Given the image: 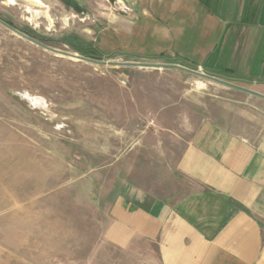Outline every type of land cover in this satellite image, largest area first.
Listing matches in <instances>:
<instances>
[{
  "label": "crops",
  "instance_id": "0c3cea01",
  "mask_svg": "<svg viewBox=\"0 0 264 264\" xmlns=\"http://www.w3.org/2000/svg\"><path fill=\"white\" fill-rule=\"evenodd\" d=\"M143 1L155 2L147 3L155 14L184 7L182 0ZM240 1L236 28L225 29L218 47L195 45L198 61L176 47L185 28L163 23L152 30L163 34L158 53L130 54L237 88L180 69L136 67L161 77L152 110L161 132L130 139L124 178L116 173L93 202L92 224L84 217L3 222L12 228L1 236L0 264L7 247L12 264H264V0ZM161 145L173 146V155L161 159L153 147Z\"/></svg>",
  "mask_w": 264,
  "mask_h": 264
},
{
  "label": "rangeland",
  "instance_id": "374dc122",
  "mask_svg": "<svg viewBox=\"0 0 264 264\" xmlns=\"http://www.w3.org/2000/svg\"><path fill=\"white\" fill-rule=\"evenodd\" d=\"M121 2L132 12L121 13ZM147 3L155 2L0 0V21L13 29L31 31L46 47L84 57L63 43L76 35L99 59L85 58L105 63L54 54L0 24V239L12 228L3 222L14 216L84 217L92 224L93 202L108 193L116 173L124 178L130 139L145 130L154 136L161 132L152 112L162 82L158 71L107 63H164L130 55L156 53L163 34L152 30L162 23L185 28L174 34L176 47L192 51L198 61L193 47H218L225 29L236 28L242 6L240 0H182L184 7L175 13L155 14ZM130 28L134 34L125 33ZM153 147L161 159L173 155V146ZM2 252L7 253L4 264H12L13 248Z\"/></svg>",
  "mask_w": 264,
  "mask_h": 264
},
{
  "label": "water",
  "instance_id": "95a60500",
  "mask_svg": "<svg viewBox=\"0 0 264 264\" xmlns=\"http://www.w3.org/2000/svg\"><path fill=\"white\" fill-rule=\"evenodd\" d=\"M108 2L110 4H112V5H114L116 3V0H108ZM0 24L5 26L6 28H8L10 31H12L16 35H18V36L30 41L33 44H36L37 46L42 47V48H44V49H46V50H48V51H50V52H52L54 54L61 55V56H66V57H69V58H72V59H76V60H79V61H85V62H88V63H94L96 65L105 64L104 62L95 61V60H92V59H88V58H85V57L78 56L76 54L65 53V52H61V51L46 47V46L38 43L37 41L29 38L28 36L22 34L21 32L13 29L8 24H6V23H4L2 21H0ZM107 64L111 65V66H125V67H137V68H154V69H157V68H175V69H180V70H183V71H187V72L192 73L193 75H196V76H198L200 78H204L206 80H210V81L218 83V84H222V85H226V86H229V87L237 88L236 86L231 85V84H229L227 82H224L222 80H219V79H217L215 77L209 76L207 74H204V73H201V72H198V71H195V70L187 69V68H185L183 66H180V65L146 64V63H137V62H128V63H113V62H109ZM241 90H243V89H241ZM244 91H246V90H244ZM247 92H249V91H247ZM250 93L258 95V96H261L259 94L253 93V92H250ZM261 97H264V96H261Z\"/></svg>",
  "mask_w": 264,
  "mask_h": 264
},
{
  "label": "trees",
  "instance_id": "16d2710c",
  "mask_svg": "<svg viewBox=\"0 0 264 264\" xmlns=\"http://www.w3.org/2000/svg\"><path fill=\"white\" fill-rule=\"evenodd\" d=\"M6 24H8L9 26H12V24H10V23L6 22ZM20 31L22 32V34L24 33V35L31 37L35 41H37L39 43H44L43 40H40L38 37H35L33 35V32H31V31H23V30H20ZM63 43L67 44L75 52L79 53L80 55H82L84 57L93 58V59H99L98 57H96L94 54H92L89 51V49H90L89 43L85 42L84 40H82L80 37H78L76 35H70V36L65 37ZM100 55L102 56L103 54L100 53Z\"/></svg>",
  "mask_w": 264,
  "mask_h": 264
},
{
  "label": "built area",
  "instance_id": "2783aa9c",
  "mask_svg": "<svg viewBox=\"0 0 264 264\" xmlns=\"http://www.w3.org/2000/svg\"><path fill=\"white\" fill-rule=\"evenodd\" d=\"M121 5L119 6V11L123 14H129L132 12L131 8L129 6H126L124 3H120ZM201 70V68H199Z\"/></svg>",
  "mask_w": 264,
  "mask_h": 264
}]
</instances>
